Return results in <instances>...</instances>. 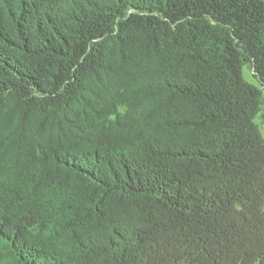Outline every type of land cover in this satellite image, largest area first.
Returning a JSON list of instances; mask_svg holds the SVG:
<instances>
[{
    "label": "trees",
    "instance_id": "1",
    "mask_svg": "<svg viewBox=\"0 0 264 264\" xmlns=\"http://www.w3.org/2000/svg\"><path fill=\"white\" fill-rule=\"evenodd\" d=\"M263 100L264 0H0L1 264H264Z\"/></svg>",
    "mask_w": 264,
    "mask_h": 264
},
{
    "label": "rangeland",
    "instance_id": "2",
    "mask_svg": "<svg viewBox=\"0 0 264 264\" xmlns=\"http://www.w3.org/2000/svg\"><path fill=\"white\" fill-rule=\"evenodd\" d=\"M242 75H243V78L247 82L254 84L256 86H259L257 79L253 76V73L247 64H244L242 67ZM121 109L123 110V108H121ZM254 121L258 125L260 133H261L262 137L264 138V100L262 103V110L257 113V115L254 118ZM2 245H3V242L0 240V249H1ZM3 261H4V256H3L2 251L0 250V264Z\"/></svg>",
    "mask_w": 264,
    "mask_h": 264
}]
</instances>
